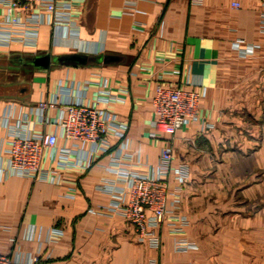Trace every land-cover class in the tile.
Here are the masks:
<instances>
[{
    "label": "crops",
    "instance_id": "0c3cea01",
    "mask_svg": "<svg viewBox=\"0 0 264 264\" xmlns=\"http://www.w3.org/2000/svg\"><path fill=\"white\" fill-rule=\"evenodd\" d=\"M263 14L264 0H60L37 7L36 29L0 25V252L39 264H264ZM160 82L203 92L199 119L174 134L154 126ZM65 102L110 109L115 129L100 144L65 139ZM23 117L32 134H60L43 159L51 180L4 170L7 127ZM167 146L189 178L176 195L167 175L154 247L115 207L125 173L158 176Z\"/></svg>",
    "mask_w": 264,
    "mask_h": 264
},
{
    "label": "built area",
    "instance_id": "2783aa9c",
    "mask_svg": "<svg viewBox=\"0 0 264 264\" xmlns=\"http://www.w3.org/2000/svg\"><path fill=\"white\" fill-rule=\"evenodd\" d=\"M59 1L0 0V25L11 28L22 24L26 28L36 29L39 23L33 20V16L37 7L44 6L47 10L55 12ZM234 5L239 6V3L234 2ZM22 12L29 14L27 21L22 19L20 15ZM262 24L264 25V14ZM202 95L203 92L199 88L158 83L152 98L155 128L160 132L174 134L183 126L198 120ZM56 104L55 101L43 100L38 103V107L45 111L56 107ZM115 119L116 114L113 111L96 104L65 102L62 114L55 123L60 129L61 136L67 140L100 144L115 129ZM40 121L46 123L48 120L42 118ZM29 122V118L23 117L7 127V162L4 170L18 172L35 180H51L52 169L44 165L43 159L45 150L56 146L60 134L56 130L32 134ZM171 161L172 150L167 146L161 151L158 176L137 171L125 173L121 179L127 186L125 200L115 207L116 212L133 224L140 239L154 247H159L162 243L158 228L167 216L170 194L167 175L173 171L179 182L175 187L176 195L180 192L182 183L189 178V168L186 164H180L172 169ZM181 223V226L176 225L173 228L180 232L185 220H181ZM191 245L194 243L186 241L177 249L185 251ZM40 262L39 254L29 260H20L0 252V264H39Z\"/></svg>",
    "mask_w": 264,
    "mask_h": 264
}]
</instances>
